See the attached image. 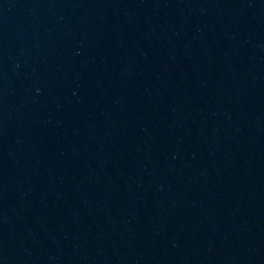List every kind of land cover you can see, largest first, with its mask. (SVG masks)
<instances>
[{"label": "water", "instance_id": "water-1", "mask_svg": "<svg viewBox=\"0 0 264 264\" xmlns=\"http://www.w3.org/2000/svg\"><path fill=\"white\" fill-rule=\"evenodd\" d=\"M0 264H264V0H0Z\"/></svg>", "mask_w": 264, "mask_h": 264}]
</instances>
